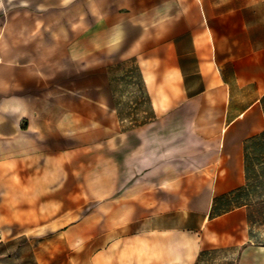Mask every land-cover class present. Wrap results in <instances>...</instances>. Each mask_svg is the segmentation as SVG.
Segmentation results:
<instances>
[{
	"label": "crops",
	"instance_id": "0c3cea01",
	"mask_svg": "<svg viewBox=\"0 0 264 264\" xmlns=\"http://www.w3.org/2000/svg\"><path fill=\"white\" fill-rule=\"evenodd\" d=\"M0 58L9 240L264 264V0H0ZM117 62L143 95L128 104Z\"/></svg>",
	"mask_w": 264,
	"mask_h": 264
},
{
	"label": "rangeland",
	"instance_id": "374dc122",
	"mask_svg": "<svg viewBox=\"0 0 264 264\" xmlns=\"http://www.w3.org/2000/svg\"><path fill=\"white\" fill-rule=\"evenodd\" d=\"M110 69L113 75V90L117 97L121 98V101L128 104L129 100L122 98L130 96L135 91L138 96H143L139 92L141 88L136 84H131L130 80L125 78L126 70L133 69L132 62H117L111 65ZM122 108H125V105H122ZM263 186L264 183L260 188L264 193ZM251 200L252 202H262L264 194L262 195L258 189L253 188ZM255 214L258 219H264V209L256 210ZM135 229L129 227L128 231H135ZM13 233L19 234L18 228L12 227L7 233L0 229V264H121L120 259H112L103 254L104 243L80 242L71 245L52 241V233L41 231L27 232L9 240V236ZM98 234H103V228H99ZM85 236H87L86 233ZM95 251H101L98 257L94 253ZM232 258L223 250H214L201 255L192 264H233ZM125 263L139 264L135 259H128ZM176 264H183V262L177 259Z\"/></svg>",
	"mask_w": 264,
	"mask_h": 264
},
{
	"label": "built area",
	"instance_id": "2783aa9c",
	"mask_svg": "<svg viewBox=\"0 0 264 264\" xmlns=\"http://www.w3.org/2000/svg\"><path fill=\"white\" fill-rule=\"evenodd\" d=\"M0 61H1V58H0ZM0 241H1V238H0Z\"/></svg>",
	"mask_w": 264,
	"mask_h": 264
}]
</instances>
